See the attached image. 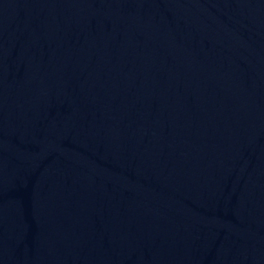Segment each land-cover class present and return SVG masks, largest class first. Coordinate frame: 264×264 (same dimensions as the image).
<instances>
[{"label": "water", "instance_id": "95a60500", "mask_svg": "<svg viewBox=\"0 0 264 264\" xmlns=\"http://www.w3.org/2000/svg\"><path fill=\"white\" fill-rule=\"evenodd\" d=\"M187 264H264V0H132Z\"/></svg>", "mask_w": 264, "mask_h": 264}]
</instances>
